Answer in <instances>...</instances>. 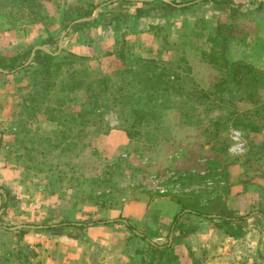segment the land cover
<instances>
[{"label":"rangeland","instance_id":"rangeland-1","mask_svg":"<svg viewBox=\"0 0 264 264\" xmlns=\"http://www.w3.org/2000/svg\"><path fill=\"white\" fill-rule=\"evenodd\" d=\"M119 1L133 17L111 16L109 5ZM34 3L36 19L17 7L0 12V264H46L50 254L82 264V252L86 264H264V97L253 116L250 105H227L232 93L218 109L212 95L199 98L229 80L222 56L264 76V0ZM93 10L100 18L83 23ZM119 55L173 72L169 134L149 126L130 138L112 112L104 116L108 128L94 124L82 138L75 122L66 131V114L81 112L82 90L71 85H82V69L91 79L111 74L123 68ZM34 84L45 91L36 94ZM183 105L188 126L180 125ZM117 131L127 144L110 155L106 138ZM232 164L242 168L240 183L257 185L262 198L254 190L238 203L246 211H226L223 219L199 212L200 203L229 190ZM160 198L182 207L168 232H150L125 211ZM187 208L207 218L182 220ZM63 222L84 226L52 227Z\"/></svg>","mask_w":264,"mask_h":264},{"label":"trees","instance_id":"trees-1","mask_svg":"<svg viewBox=\"0 0 264 264\" xmlns=\"http://www.w3.org/2000/svg\"><path fill=\"white\" fill-rule=\"evenodd\" d=\"M34 2L35 0H0V12L5 9L12 12L9 8L17 7V14H27V18L36 19L39 14L32 11L37 6ZM119 57L125 66L122 65L123 68H118L111 74L102 75L100 78L93 77L91 79L88 70L82 69V85L79 83L71 85V89L82 90L84 99L81 112L66 114V131L72 134L75 122H79L82 126V138L85 130H88L86 128H92L90 126H94V124L95 131L108 128L104 116L112 112L125 124L124 128L130 138L139 134L138 129L149 126L155 128L156 132L169 134L171 129L164 125L168 115V106H172L175 102L174 97L171 96L173 90L176 92L175 83L171 80L173 72L169 71L164 64L155 61L127 59L122 55ZM222 61L223 70L231 69L229 80H226L225 85L218 83L215 88H211L214 90L212 93L208 88L209 91H204L199 98L206 99V95H212L215 98L213 108L218 109L219 105L224 102L223 95L232 93L235 100L226 101L228 106L235 108L239 102H242L247 106H252V109L249 110L250 115L258 114L256 107L264 97V76L243 62H229L224 56H222ZM128 63L129 65H127ZM42 69L44 74H49L47 72L50 70L49 66H44ZM33 87L36 94L45 91L46 88L40 84H34ZM195 104L191 107L193 116L197 111L196 106H200L199 102H195ZM189 110L186 105L182 106L179 112L181 114L180 125L188 126L192 123L186 115ZM232 124L238 125V119H233ZM158 136L156 134L155 137ZM146 140L150 141L151 139L147 138ZM195 214L201 215L197 211ZM218 216L223 219L220 215ZM224 220L228 222V219ZM62 226L81 228L84 225L71 222L52 225L53 228ZM128 227L130 226L128 225Z\"/></svg>","mask_w":264,"mask_h":264},{"label":"crops","instance_id":"crops-1","mask_svg":"<svg viewBox=\"0 0 264 264\" xmlns=\"http://www.w3.org/2000/svg\"><path fill=\"white\" fill-rule=\"evenodd\" d=\"M127 6L128 5L126 3H123L121 1L115 2L111 5H109V7H110L109 10L114 12V14H111V16L115 17L116 19H119L121 17L122 18L125 17L126 15H124V14H128V17H130V18L133 17L130 15H132L134 13V10L132 9V11H131V9H129V11H127L126 10ZM98 18H100V16L96 12V10H93L91 15H90V18H88L87 20L82 19V22L83 23L89 22L90 20H93L92 22H95V21H97ZM149 19H151V18H149ZM120 20H122V19H120ZM90 24H91V22H90ZM137 32H138V35H141L139 33V31H137ZM142 35H149V33L146 32ZM142 56L146 57L147 55L146 56L142 55ZM114 137L118 138L120 140V142L119 143L114 142L113 141ZM263 138H264V136H263ZM125 144H127L126 143V137L122 132L117 131L116 133H111L106 138L105 151H108V154L113 155L114 148L117 149L119 146L125 145ZM204 147L207 148V147H209V145L206 144ZM240 171L242 172V168H240V166L238 164L237 165H235V164L228 165L226 167L227 177L229 178V180L233 179V182H232L233 184H231V187L229 188V190H226L224 188L222 190V192H220L219 194L212 195L207 202H206V200H207L206 198L200 199L201 201L205 200L204 202H206V203H203V204L200 203L198 206V209L197 208L196 209L199 212L200 211L204 212V209L208 210L209 213L207 214V216H211V217L214 216V218H215V217H218V215L224 214L226 211L234 212V213H236L237 211H239V212L240 211H242V212L246 211V209H241V210L238 209V203H240L242 200L247 201V198H252L251 196L254 195V190H255V192H257L256 200L261 199L263 195H262L261 190L258 189L257 185L254 186L251 184H247L246 182L240 183L239 178L242 177ZM181 208L182 207L180 205L176 206L174 203L170 202L169 200L164 199V198H160L158 200L150 201L149 203L148 202L147 203H134V204L130 205L125 211L127 212L128 217L137 221L139 223V225L143 226L146 230H148L150 232L152 230L154 231L156 229V227H158V226L161 229V231L168 232L170 227H171V224L174 223L176 218H178L181 215L179 213ZM184 212H185V216L184 217L182 216V220H185V219L190 220L191 217H196L195 215H197V214H195L196 211L190 210L189 208L184 209ZM258 213L260 215L263 214L261 212H258ZM204 215H206V214L202 213L201 215H197V216L207 218ZM183 218H185V219H183ZM228 220H230V219H228ZM15 233L16 232H14V234ZM169 237H170V233H169ZM84 247H85V245H84ZM83 256H85V255H83V252H82V256H80V257L78 256L77 260L78 261L80 260V262H82V264H86L87 259H86V257H83ZM66 258H70V256L65 257V255H61V254L58 256L50 254V256L47 257L46 264H64V262L66 261Z\"/></svg>","mask_w":264,"mask_h":264},{"label":"water","instance_id":"water-1","mask_svg":"<svg viewBox=\"0 0 264 264\" xmlns=\"http://www.w3.org/2000/svg\"><path fill=\"white\" fill-rule=\"evenodd\" d=\"M18 228H21V227H18Z\"/></svg>","mask_w":264,"mask_h":264}]
</instances>
